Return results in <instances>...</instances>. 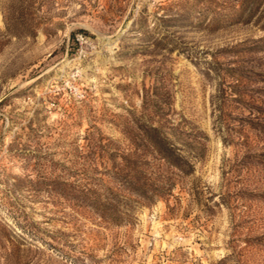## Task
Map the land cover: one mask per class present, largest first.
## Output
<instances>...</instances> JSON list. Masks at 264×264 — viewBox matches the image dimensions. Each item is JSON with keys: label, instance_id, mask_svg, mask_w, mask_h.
I'll return each mask as SVG.
<instances>
[{"label": "rangeland", "instance_id": "obj_1", "mask_svg": "<svg viewBox=\"0 0 264 264\" xmlns=\"http://www.w3.org/2000/svg\"><path fill=\"white\" fill-rule=\"evenodd\" d=\"M0 264H264V0H0Z\"/></svg>", "mask_w": 264, "mask_h": 264}, {"label": "trees", "instance_id": "obj_2", "mask_svg": "<svg viewBox=\"0 0 264 264\" xmlns=\"http://www.w3.org/2000/svg\"><path fill=\"white\" fill-rule=\"evenodd\" d=\"M154 146H155V148H156V151H157V153H158V155L162 158V159H164V160H167V157H165V155H164V151H163V149H161V147H157L155 144H154ZM166 162H168V161H166Z\"/></svg>", "mask_w": 264, "mask_h": 264}]
</instances>
